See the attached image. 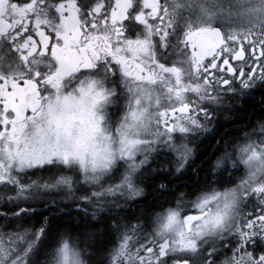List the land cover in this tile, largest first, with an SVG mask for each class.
Wrapping results in <instances>:
<instances>
[{
    "label": "snow or ice",
    "instance_id": "snow-or-ice-1",
    "mask_svg": "<svg viewBox=\"0 0 264 264\" xmlns=\"http://www.w3.org/2000/svg\"><path fill=\"white\" fill-rule=\"evenodd\" d=\"M257 87L264 0H0V201L18 209L0 217L64 190L87 222L0 225V264H264V119L222 136L174 207L121 215Z\"/></svg>",
    "mask_w": 264,
    "mask_h": 264
},
{
    "label": "flooded vegetation",
    "instance_id": "flooded-vegetation-1",
    "mask_svg": "<svg viewBox=\"0 0 264 264\" xmlns=\"http://www.w3.org/2000/svg\"><path fill=\"white\" fill-rule=\"evenodd\" d=\"M263 96H264V88L257 87L256 90H254L250 95H248L243 99H239L235 97L230 98L231 99L230 106L220 109L217 113L215 131L205 136H200L197 139L196 141L197 152L195 158L191 162V166L188 169H186L184 174L179 176V181L184 180L186 178L185 174L189 171H192L196 174L200 171H203V169H206L207 172L209 171L211 163L215 160V155H219V152L217 151V141L221 140L222 136L224 139H229L232 137H240L243 135V132L251 130V128H253L256 125L257 121L264 119V103L261 99ZM248 102H252V106H254L250 110L249 115L246 117L239 116L240 113L246 111L247 107L245 106H247ZM243 108H245L244 111L242 110ZM253 113H257V115L255 117H251ZM152 167L153 168L159 167V164L154 163ZM45 175L47 174L45 173ZM197 178L198 175H195L194 183H196ZM196 186L197 189L198 188L197 183ZM0 193H3L5 197L7 195L14 194L11 189L5 190L3 187H0ZM44 201H49L50 204L51 192L42 193L40 194L39 197H37L33 201L21 202L19 204V207H28L35 209L36 214H41L40 217V221H41L43 217L51 218V206L46 205ZM72 207L74 212H78L75 209L76 205ZM17 210L18 209L15 206L8 204L6 199L0 201V211H6L9 213V215H11L12 212ZM36 214L34 216H22L20 220L6 221L2 217H0V225L4 226L2 229L4 232L16 231L17 229L15 226L17 224H21L23 226L33 225L34 217L36 216ZM74 215H76V213H74ZM79 217H81V214H79Z\"/></svg>",
    "mask_w": 264,
    "mask_h": 264
},
{
    "label": "trees",
    "instance_id": "trees-1",
    "mask_svg": "<svg viewBox=\"0 0 264 264\" xmlns=\"http://www.w3.org/2000/svg\"><path fill=\"white\" fill-rule=\"evenodd\" d=\"M264 103V96L261 98ZM245 112L239 114V116L246 117L249 115L250 110L254 107L252 102H248ZM243 111L245 108L242 109ZM238 115V114H237ZM257 113H253L251 117H255ZM206 169L198 172L197 174L189 171L185 174L186 178L179 181V176H161L159 174L151 173L150 170L146 171V179L141 185L145 192L144 196L137 198L134 202L127 205V208L121 213V215H126L130 218L140 216L142 213L146 216H151L153 213L160 212L164 208L175 206L174 196L178 192H193L196 189V183H194L195 175H198L200 181H202L207 175ZM165 183L168 185V192H159L156 189L159 184ZM77 195H79L77 193ZM53 197V196H52ZM61 197V196H60ZM59 197L53 198L57 202L56 206H51V217H57L53 222L54 224H64L70 229H72L73 235L76 236L77 227L79 229H84L87 222L79 217V212H74L73 207L75 204L71 199L60 203L56 200ZM52 201V200H51ZM76 209V207H75ZM70 212V215H64L63 213ZM76 213V215H74ZM41 214H36L34 217L33 225L39 226ZM133 222H135L133 220Z\"/></svg>",
    "mask_w": 264,
    "mask_h": 264
},
{
    "label": "rangeland",
    "instance_id": "rangeland-1",
    "mask_svg": "<svg viewBox=\"0 0 264 264\" xmlns=\"http://www.w3.org/2000/svg\"><path fill=\"white\" fill-rule=\"evenodd\" d=\"M167 158L168 159H171L172 157V154L171 153H167L166 154ZM165 159V156H159L158 157V160H161L163 161ZM157 168V167H156ZM152 173V172H151ZM53 196V197H52ZM61 196V197H60ZM56 197H59L57 198L56 200H58L60 203L64 202V201H67L69 200L68 198H66V192L64 190H60V191H54V192H51V200H55L53 198H56ZM189 199H191L189 197ZM174 207V206H173ZM127 208V206L125 207V209ZM230 254V253H229ZM223 256L220 257V259H223L222 258Z\"/></svg>",
    "mask_w": 264,
    "mask_h": 264
}]
</instances>
